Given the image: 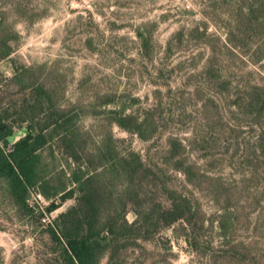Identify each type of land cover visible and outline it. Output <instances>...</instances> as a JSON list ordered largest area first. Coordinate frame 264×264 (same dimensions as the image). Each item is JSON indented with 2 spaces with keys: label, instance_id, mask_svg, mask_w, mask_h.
Instances as JSON below:
<instances>
[{
  "label": "rangeland",
  "instance_id": "obj_1",
  "mask_svg": "<svg viewBox=\"0 0 264 264\" xmlns=\"http://www.w3.org/2000/svg\"><path fill=\"white\" fill-rule=\"evenodd\" d=\"M260 4L0 0V112L17 128L11 144L28 124L40 130L65 112L85 151L73 161L59 138L43 149L54 184L109 140L116 154L142 158V205L169 207L170 191L191 200L187 220L119 242L101 264H264ZM41 86L50 104L37 101ZM77 199L57 198L46 213L50 202L34 193L26 213L0 187V264H66L49 228ZM127 219L137 220L132 204Z\"/></svg>",
  "mask_w": 264,
  "mask_h": 264
},
{
  "label": "trees",
  "instance_id": "obj_2",
  "mask_svg": "<svg viewBox=\"0 0 264 264\" xmlns=\"http://www.w3.org/2000/svg\"><path fill=\"white\" fill-rule=\"evenodd\" d=\"M260 7L264 12V0H261ZM260 19L248 18L249 23ZM262 25L264 27V21ZM4 56L7 55L4 53ZM32 71V68H26L24 72ZM37 90V101L50 104L51 91L45 86ZM50 109L53 110V106ZM60 114L52 113V121L40 130L28 124L27 134L11 144L10 139L17 128L6 114L0 112V187L12 204L26 213L32 212L29 197L34 193L50 202L43 211L46 213L59 209L60 205L55 201L57 198L65 201L78 194L77 207L61 214L55 221L56 227L49 228L51 239L61 248L66 264H101L107 254L113 260L119 242L149 238L150 234H156L162 227L187 220L194 208L191 200L177 191L168 193L169 207L161 203L142 205L147 204L142 198V175L145 173L142 158L135 153L124 156L116 154L109 140L97 153H85L88 157L86 167L82 164L76 167L69 165L68 170L62 169L67 181L54 184L53 174L49 173L43 161V149L59 138L73 161L80 160L79 155L85 151L81 133L69 126L71 119L65 112ZM126 129L131 131L129 127ZM136 130L141 133L139 129ZM96 159L99 162L93 165ZM188 181L192 182L191 179ZM130 204L136 207L137 220L133 223L127 219ZM148 225H154L153 231ZM220 229L225 233L224 222L220 224ZM223 237L226 235L223 234Z\"/></svg>",
  "mask_w": 264,
  "mask_h": 264
},
{
  "label": "built area",
  "instance_id": "obj_3",
  "mask_svg": "<svg viewBox=\"0 0 264 264\" xmlns=\"http://www.w3.org/2000/svg\"><path fill=\"white\" fill-rule=\"evenodd\" d=\"M39 198H41V196H38Z\"/></svg>",
  "mask_w": 264,
  "mask_h": 264
}]
</instances>
